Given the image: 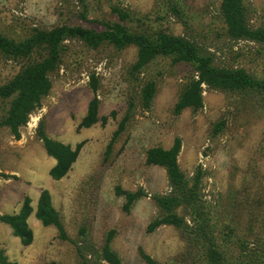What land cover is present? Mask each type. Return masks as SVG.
<instances>
[{
    "label": "rangeland",
    "instance_id": "374dc122",
    "mask_svg": "<svg viewBox=\"0 0 264 264\" xmlns=\"http://www.w3.org/2000/svg\"><path fill=\"white\" fill-rule=\"evenodd\" d=\"M140 15L154 17L158 0H117ZM189 9L208 27L217 16L222 0H186ZM90 13L82 18L83 6L77 0H0V30L10 37L23 38L34 29H49L59 25H82L103 31L101 21L114 20L107 0H88ZM260 14L264 0H254ZM259 17V16H258ZM98 21V23H97ZM177 35H184L182 23L172 21ZM205 35L208 28L196 26ZM202 34V35H204ZM214 38V37H212ZM215 42V44H214ZM208 46L216 55L218 64L244 67L250 73L264 71V48L249 42L230 43L214 41ZM75 51L78 54L74 53ZM261 52V53H259ZM72 58L54 77L51 95L43 108L34 113L22 137L16 140L6 129L0 131V216L17 212L25 197L36 207L40 193L47 189L55 207L61 212L68 235L77 239L80 229L89 231V239L98 247L111 231H115L114 249L124 264H146L141 251L162 264H168L181 250L178 231L164 227L149 234L147 227L156 216L152 200L154 194L169 191L166 171L146 165V150L154 146L172 147L181 138L183 148L179 162L183 171L192 175L202 166L205 195L216 202L230 188L233 176L264 177V114L240 112L239 99L225 93L206 89L205 108L195 114L191 110L175 116L181 86L189 75L188 69L168 68L159 76L158 94L150 112L138 109L135 120L115 145L111 157L106 156L119 123L125 115L131 88L126 73L136 61L137 50L121 52L105 47L88 51L82 45L72 44ZM71 53V54H72ZM20 70L15 63L0 58V83L10 80ZM161 69L153 70L158 75ZM99 81L98 96L101 116L108 117L106 126L79 129L94 93L90 77ZM116 113L113 118L112 113ZM44 120L47 133L54 139L76 147L84 143L78 161L70 174L56 182L50 177L55 160L48 156L37 130ZM226 120L225 132L213 135L214 125ZM238 167L236 173L233 169ZM137 191L144 189L149 197L142 199L134 209L124 211L125 198L117 189ZM34 242L24 247L13 236L11 229L0 223V247L10 260L18 264H77L74 245L59 238L58 231L44 227L34 217L29 220ZM94 264H105L94 261Z\"/></svg>",
    "mask_w": 264,
    "mask_h": 264
},
{
    "label": "trees",
    "instance_id": "16d2710c",
    "mask_svg": "<svg viewBox=\"0 0 264 264\" xmlns=\"http://www.w3.org/2000/svg\"><path fill=\"white\" fill-rule=\"evenodd\" d=\"M77 1L84 9L82 18L87 19L88 0ZM253 1L222 0L217 16L208 27L190 11L186 0H158L154 17L140 15L117 0H107L114 20L99 22L103 31L64 24L34 29L23 38H15L0 30V58L20 67L10 80L0 83V131L6 129L16 140L21 139L23 128L51 95L54 77L67 64L66 58H72L75 43L95 52L105 47L117 52L137 50L136 61L125 78L131 88L127 109L107 147L108 159L135 120L138 109L152 111L158 94V78H163L168 68H186L189 72L173 109L175 116L187 110L195 114L202 111L206 89L239 99L238 104L243 107L239 108L240 112L264 114V71L254 74L244 67L220 65L208 47L214 41L225 39L230 43L249 42L264 48V12L260 14ZM173 20L183 24L184 35L174 33ZM196 26L208 28V34ZM156 68L161 69L158 75L153 73ZM90 80L94 96L79 125L80 130L99 124L106 126L109 121L108 117L101 116L96 75L92 74ZM111 116L116 118V113ZM226 126V120L217 122L213 135L223 134ZM37 135L48 156L55 160L50 177L56 182L63 180L78 161L84 143L73 147L52 138L44 120L39 124ZM182 148L183 141L177 137L169 149L154 146L146 150V165L164 169L169 185L168 192L151 197L157 212L147 232L154 234L170 227L178 231L182 241L180 252L168 264H264V177L254 176L255 181L251 177L238 180L234 175L229 190L219 195L218 201H209L204 193L208 172L202 166L192 175L183 171L179 162ZM238 170L235 167L233 172ZM3 177L7 175L0 172V178ZM117 195L125 198L127 213L149 197L142 188L137 191L118 188ZM33 217L44 227L55 228L62 241L74 245L77 264H94V261L124 264L114 249L115 231L108 233L99 247L89 239L90 233L83 227L78 238L72 239L47 189L41 191L36 207L32 198L25 197L17 212L0 216V223L8 226L24 247H29L34 242L29 223ZM141 257L146 264H162L144 251ZM0 264L18 263L11 261L6 250L0 247Z\"/></svg>",
    "mask_w": 264,
    "mask_h": 264
}]
</instances>
